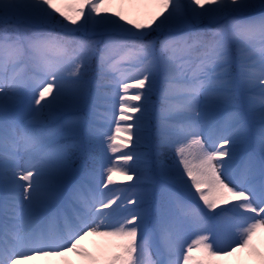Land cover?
Masks as SVG:
<instances>
[{
	"label": "snow or ice",
	"instance_id": "1",
	"mask_svg": "<svg viewBox=\"0 0 264 264\" xmlns=\"http://www.w3.org/2000/svg\"><path fill=\"white\" fill-rule=\"evenodd\" d=\"M38 262L264 264V0H0V264Z\"/></svg>",
	"mask_w": 264,
	"mask_h": 264
},
{
	"label": "rangeland",
	"instance_id": "2",
	"mask_svg": "<svg viewBox=\"0 0 264 264\" xmlns=\"http://www.w3.org/2000/svg\"><path fill=\"white\" fill-rule=\"evenodd\" d=\"M117 155H119V154H117ZM117 187H118V186H117ZM189 242H190V241H189ZM84 243H85V245H87V244H88V242H87V241H85Z\"/></svg>",
	"mask_w": 264,
	"mask_h": 264
},
{
	"label": "bare ground",
	"instance_id": "3",
	"mask_svg": "<svg viewBox=\"0 0 264 264\" xmlns=\"http://www.w3.org/2000/svg\"><path fill=\"white\" fill-rule=\"evenodd\" d=\"M38 264H43V262H38Z\"/></svg>",
	"mask_w": 264,
	"mask_h": 264
}]
</instances>
